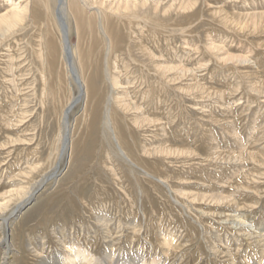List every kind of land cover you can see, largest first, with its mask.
<instances>
[{
    "label": "rangeland",
    "instance_id": "1",
    "mask_svg": "<svg viewBox=\"0 0 264 264\" xmlns=\"http://www.w3.org/2000/svg\"><path fill=\"white\" fill-rule=\"evenodd\" d=\"M83 1L91 11H101V19L120 26L122 43L106 61L114 101L120 102L114 114L124 118L132 148L123 128L113 125L122 157L97 107L91 102L86 108L82 75V96L66 72L62 83L59 77L40 76L43 28L35 20L38 5L29 1L21 21L0 31V218L9 214L19 192L56 171L19 203L5 234L0 224V238L12 245L9 263L61 259L68 252L59 240L70 236L72 245L98 264H140L138 255L155 256L163 264H264V0H137L126 8L118 0ZM5 2L0 0V14ZM16 2L23 6L28 0ZM65 25L78 63L79 47L93 45L80 40L71 15ZM230 55L243 57L232 60ZM169 65L186 75L161 71ZM100 67H95L99 77L94 82L102 93L109 82ZM66 99L75 101L69 106V137L62 152ZM180 147L186 154L172 151ZM166 234L174 237L167 238L173 246L159 239ZM4 249L1 242L0 257Z\"/></svg>",
    "mask_w": 264,
    "mask_h": 264
},
{
    "label": "bare ground",
    "instance_id": "2",
    "mask_svg": "<svg viewBox=\"0 0 264 264\" xmlns=\"http://www.w3.org/2000/svg\"><path fill=\"white\" fill-rule=\"evenodd\" d=\"M17 1V0H16ZM13 2V0H6V2H5V7H4V12H2L1 14H0V31H4V30H8V29H10V28H12V27H14L16 24H18V22L19 21H21V19H22V17H23V15L24 14H26V11H28L29 10V7H28V3H29V1H31L33 4H37L38 5V7H39V12H37L38 13V15H36V18H35V20L37 21V19L39 20L37 23H39L41 26L40 27H42L43 28V33H42V35H41V37H40V39H41V48H39V46H38V48H39V52H41L42 53V55H41V57H43L44 58V64H43V66H44V72L40 75L41 77H43V78H48L49 76H51V77H59V79H60V82L62 83V76L64 75V73L66 72V74H68V78L71 80V81H73V82H75V84L77 85V88L79 89V92H80V95L82 96L83 95V91H86V87H85V90H84V86H83V84H82V80H81V75L83 76V79L85 80V83H86V85H87V87H88V92H87V95H85V96H87V98H85V103H86V108H87V106L88 105H90L91 104V102H92V105L94 106V107H97V111H98V115L97 116H99L100 117V119L101 120H99V121H101L102 123H103V125L110 131V132H113L111 135H113L114 136V138H113V141L115 142V145H116V147L118 148V150H117V152L119 151V153L122 155V157L123 156H125V154H124V151L122 150V147L120 148L119 147V143H118V141H117V138H116V136L114 135V129H113V125L114 126H116L117 125V127L119 128V126L120 127H122L123 128V130H124V133H125V135H126V142H127V145L129 146V147H131L132 148V144L130 143V141H132V139L129 137V132H128V126H126L125 125V121L124 122H122V120L124 119L122 116V120H120V118L117 116V115H115L114 114V110L116 109V108H118V106H117V104L118 103H120V102H118V103H116L114 100H116L115 99V97H113L114 95H113V89H115L114 88V82L111 80V76H109V75H111V74H109V73H111V72H109V70L107 69V61L106 60H108L107 59V55L113 50V49H116V48H118V45H119V43L121 42V33H120V30H119V27L120 26H116L115 24L114 25H112L109 21H108V18L106 17L105 18V21L103 20V19H101V16H103V14H102V12L101 11H99L98 9L96 10V11H91V9H89V7L87 6V4L86 3H84V1L83 0H28V2L25 4V5H21V3H19V2ZM118 1H120L119 2V4H123L124 5V7L126 8V7H128L129 5H131V3L132 4H135V2L137 1V0H118ZM147 1H150V0H143L142 2H144L145 4H147ZM190 1V0H189ZM188 2V1H187ZM31 3V4H32ZM186 3V2H185ZM156 4V3H155ZM189 3H187V4H183L185 7H187L186 5H188ZM144 5V4H143ZM178 5V4H177ZM31 6V5H30ZM120 7V6H119ZM188 8V7H187ZM38 10V9H37ZM110 13V15L111 16H115V13H113V11H111V12H109ZM71 15V17L74 19V21H75V24H76V27H77V30H79L78 31V33L80 34V36H78L79 38H80V40H82L83 41V44H84V42L85 41H90L91 43H92V45L93 46H91V47H89V48H81V47H79L80 48V50L78 49V52H79V58H78V63L76 64L75 63V61L73 60L74 58H73V55H71V51L69 50V46H68V44H67V38H66V28H65V22H66V19H67V17H68V15ZM249 15V14H248ZM29 16H30V14H29ZM33 16V15H32ZM262 17H264V16H262ZM89 18V19H88ZM116 19V18H115ZM32 23V22H31ZM121 23H122V21H121ZM126 23H127V21H126ZM33 24V23H32ZM39 24H37V25H39ZM53 24H54V27H56L57 29L56 30H58V32H59V36H57V32L56 31H54V27H53ZM129 24H130V22H129ZM243 24V23H242ZM126 25V24H125ZM134 25V24H133ZM239 25H240V23H239ZM143 26V25H142ZM183 27V26H182ZM243 27H244V25H243ZM41 28V29H42ZM220 30V29H219ZM41 31V30H40ZM222 31V30H221ZM94 32H96V35L94 34V35H91V34H93ZM216 32V31H215ZM214 32V33H215ZM220 32V31H219ZM40 33V32H39ZM124 33H125V31H124ZM127 33V32H126ZM217 34V33H216ZM127 35V34H126ZM215 36H217V35H215ZM214 36V37H215ZM77 37V38H78ZM125 37V36H124ZM123 37V38H124ZM213 36H212V38H214ZM127 38V37H126ZM197 38V37H196ZM217 38V37H216ZM79 40V41H80ZM216 40V39H215ZM215 42V41H214ZM81 43V42H80ZM122 43V42H121ZM139 43V42H138ZM144 43V42H143ZM142 43V44H143ZM213 44V43H212ZM217 44V43H216ZM127 45V44H126ZM126 45H124L125 47H126ZM139 45H141V44H139ZM143 45H145V44H143ZM143 45H141V47L143 46ZM211 45V44H210ZM214 45H215V43H214ZM68 46V47H67ZM88 46V45H87ZM213 46V45H212ZM219 46V45H218ZM197 47V46H196ZM217 47V46H216ZM215 46H213V47H211V48H213L214 50H215V48H216ZM122 48H124V47H122ZM121 48V49H122ZM127 48V47H126ZM210 48V50H212ZM217 48H219V47H217ZM148 49V48H147ZM217 50V49H216ZM126 51H127V49H126ZM147 51H149V50H147ZM147 51H144V52H147ZM123 52V51H122ZM143 52V53H144ZM230 53V52H229ZM241 57H243L242 55H240ZM78 57V56H77ZM94 57H99L98 58V60L97 61H95V62H92L91 60L94 58ZM241 57H239V55H238V57L236 56V57H231V55L229 56V59L231 58L232 60H234V59H241ZM112 59H113V57H112ZM115 60H116V57H115ZM111 61V60H110ZM225 61V60H224ZM228 61V60H227ZM242 61V60H241ZM116 63V62H115ZM111 64V63H110ZM164 64V63H163ZM97 65H100L101 67L100 68H104V71H103V76H104V78H105V80L106 81H108L109 82V90L108 91H106V92H104V89H103V92L102 93H100L99 92V90H98V88L95 86V82H94V79H95V77H96V74H97V71H96V69H95V67L97 66ZM156 65V64H155ZM221 65V64H220ZM111 66H113V64L111 65ZM160 66V65H159ZM170 66H173V65H169V66H167L166 68L165 67H163L162 66V70L161 71H163L164 73H167V72H170V71H173V70H177V71H179L180 73H185V75H186V70H182L183 68H181V67H178L179 69H177V68H175V67H177V66H174V67H170ZM217 66V65H216ZM56 67H58V68H56ZM63 67V68H62ZM56 68V69H55ZM114 68H115V65H114ZM159 68V67H158ZM157 68V69H158ZM219 68H221V67H219ZM218 68V69H219ZM156 70V69H155ZM188 70V69H187ZM199 70V69H198ZM217 70V69H216ZM222 70V69H221ZM224 70V69H223ZM245 70V69H244ZM220 71V70H219ZM217 72V71H216ZM160 73V72H159ZM179 73V74H180ZM100 74H101V72H100ZM153 74H155V73H153ZM98 75V74H97ZM163 74H161V76H162ZM213 75V74H212ZM103 76H101V78L103 77ZM179 76V75H178ZM181 76V75H180ZM215 76V75H214ZM50 77V78H51ZM66 77V76H65ZM98 77H99V75H98ZM112 77H114V76H112ZM116 77V76H115ZM157 77H158V75H157ZM165 77H168V76H165ZM170 77V76H169ZM168 77V78H169ZM240 77V76H239ZM42 78V79H43ZM49 78V79H50ZM164 78V77H163ZM167 78V79H168ZM171 78V77H170ZM169 78V79H170ZM67 78H65L64 80H66ZM116 79V78H115ZM168 79V80H169ZM235 79V78H234ZM43 80H46V79H43ZM54 80V79H53ZM55 80H57V83L59 84L60 82H58V79L56 78ZM54 80V81H55ZM68 80V79H67ZM101 80V79H100ZM171 80V79H170ZM172 81V80H171ZM44 82V81H43ZM42 82V83H43ZM46 82H48V80L46 81ZM46 82H44L43 84H44V86L42 85V87H43V89L42 90H44V88H45V86H46ZM50 82V81H49ZM103 82V81H102ZM64 83V82H63ZM167 83H170V82H167ZM49 84V83H48ZM47 84V85H48ZM56 84V83H55ZM55 84H53V85H55ZM164 84H166V83H164ZM118 85V84H117ZM131 85V84H130ZM167 85V84H166ZM49 86H51V84H49ZM100 86H101V84H100ZM165 86V85H164ZM241 86V85H240ZM57 87V86H56ZM150 87V86H149ZM162 87H163V85H162ZM166 87H168V86H166ZM59 88V87H58ZM57 88V89H58ZM61 88V87H60ZM118 88V87H117ZM47 89V88H46ZM49 90L51 89V88H48ZM54 89V88H53ZM57 89L55 88V91H56V93L54 94H52V93H50V91H49V93L52 95L50 98H52L51 100H53L52 101V103L53 104H56L55 103V100H57L58 98H57ZM164 89V88H163ZM167 89V88H166ZM61 89H59V91H60ZM106 90H107V88H106ZM148 91H149V89H147ZM252 90V89H251ZM256 90V89H255ZM124 91V90H123ZM154 91V90H153ZM181 91V90H180ZM45 91H43L42 93H44ZM61 92V95H62V91H60ZM138 92V91H137ZM254 92V91H253ZM8 93V92H7ZM45 93H48V91L47 92H45ZM44 93V94H45ZM48 93V94H49ZM86 93V92H85ZM146 93V92H145ZM49 94V95H50ZM124 94V93H123ZM142 95L144 94V92L143 93H141ZM147 94V93H146ZM48 95V96H49ZM118 95H120V94H118ZM151 96H152V94H150ZM62 96H64V95H62ZM145 96V95H144ZM150 96V97H151ZM78 97V96H77ZM125 97V96H124ZM123 97V98H124ZM146 97V96H145ZM64 99H65V97H63ZM72 98V97H71ZM123 98H122V100H123ZM137 98V97H136ZM148 98V97H147ZM59 99H60V96H59ZM121 99V98H120ZM142 99V98H141ZM143 99H144V97H143ZM146 99V98H145ZM67 100V99H66ZM71 100V99H70ZM70 100L68 99L67 101H65V103L63 104V111H62V115H61V119H63V128L65 129V127H66V131H65V133L63 134V132H62V134L64 135L63 137H61L62 139H61V144H62V146H61V151L63 152L65 149H66V147H67V141H68V137H69V129L67 128V125H65V122H66V124H67V116H68V110H69V106H70V104L73 102V101H75V99H73L71 102H70ZM119 100V99H118ZM58 101H60V100H58ZM64 101V100H63ZM121 101V100H120ZM140 101V100H139ZM115 102V103H114ZM138 102V101H137ZM136 102V103H137ZM142 102H143V100H142ZM59 103V102H58ZM62 103V102H61ZM114 103V104H113ZM123 103H125L124 101H123ZM126 103H128V101L126 102ZM135 103V104H136ZM140 103V102H139ZM152 103V102H151ZM129 104V103H128ZM58 105V104H57ZM119 105V104H118ZM122 105V104H121ZM124 106H125V104H123ZM60 106V105H59ZM123 106V107H124ZM129 106V105H128ZM127 105H126V107H128ZM142 106V105H141ZM71 107V106H70ZM116 107V108H115ZM130 107H132V106H130ZM85 108V109H86ZM125 108V107H124ZM140 108V107H139ZM126 109V108H125ZM130 109H132V108H130ZM136 109H137V106H136ZM205 109V108H204ZM119 110V109H118ZM121 110V109H120ZM96 111V110H95ZM94 111V112H95ZM84 113V112H83ZM121 112L119 111V113L118 114H120ZM88 115V114H87ZM113 115H115V117L113 116ZM96 116V115H95ZM82 117H84V116H82ZM98 118V117H97ZM145 118V117H144ZM148 118V117H147ZM147 118H145V119H147ZM86 119V118H85ZM93 120V119H92ZM127 120V119H126ZM148 120V119H147ZM147 120H145V121H147ZM20 121V120H19ZM90 121H91V119H90ZM151 121V120H150ZM128 122V121H127ZM92 123V122H91ZM129 123V122H128ZM87 123L85 122V125H86ZM89 124V123H88ZM95 125H96V123H94ZM130 124V123H129ZM119 125V126H118ZM133 125H135L134 123H133ZM61 126V125H60ZM88 126V125H87ZM97 126H98V123H97ZM123 126H125V127H123ZM217 126V125H216ZM220 126V125H219ZM69 127V126H68ZM89 127V126H88ZM95 127V126H94ZM93 127V128H94ZM130 127V126H129ZM98 128H99V126H98ZM101 128V127H100ZM106 128H105V131H106ZM116 128V127H115ZM135 128V127H134ZM159 128V127H158ZM86 129H87V127H86ZM203 129V128H202ZM94 130V129H93ZM103 130H104V128H103ZM117 130V129H116ZM115 130V131H116ZM89 131V130H88ZM102 131V130H101ZM100 131V132H101ZM133 131H135V130H133ZM108 132V131H107ZM230 132V131H229ZM104 133V132H103ZM119 133V132H118ZM124 133H122V134H124ZM231 133H233V132H231ZM230 133V134H231ZM91 134V132H89V134H88V136ZM235 134V133H234ZM82 135H83V132H82ZM81 135V138H84V136H82ZM100 135H101V133H100ZM103 135H105V134H103ZM109 135V134H108ZM121 135V134H120ZM132 135V134H131ZM87 136V137H88ZM107 136V135H106ZM233 136H236V135H233ZM99 137V136H98ZM109 138V137H108ZM107 139V138H106ZM112 139V138H111ZM120 139H121V136H120ZM98 140V139H97ZM96 140V141H97ZM130 140V141H129ZM135 140V139H134ZM146 140V139H145ZM235 140V139H234ZM257 141V140H256ZM5 142V141H4ZM25 142V141H24ZM112 142V141H111ZM120 142H122L121 140H120ZM124 142V141H123ZM113 143V142H112ZM256 143V142H255ZM105 144V143H104ZM125 144V143H124ZM153 144V143H152ZM97 145V144H96ZM82 146V145H81ZM128 147V148H129ZM155 147V146H154ZM159 147V146H158ZM162 147V146H161ZM185 147V146H184ZM183 147V148H184ZM94 148H96V147H94ZM126 148V147H125ZM134 148V147H133ZM181 148V147H180ZM189 148V147H188ZM83 149V148H82ZM137 149V148H136ZM147 149V148H146ZM164 149V148H163ZM163 149H162V151H163ZM170 148H167V150H169ZM187 149V148H186ZM134 151H135V149H133ZM149 150V149H148ZM147 150V151H148ZM154 150H156V149H154ZM160 150V149H159ZM191 150V149H190ZM189 150V151H190ZM210 150V149H209ZM138 151V150H137ZM145 151V150H144ZM164 151H166V150H164ZM172 151L174 152V153H179V154H181V153H185L186 154V150H182V148L181 149H172ZM192 152H194V150H191ZM141 152V151H140ZM143 152V151H142ZM148 152H150V151H148ZM156 152V151H155ZM166 152H168V151H166ZM170 152V151H169ZM191 152V153H192ZM130 153V152H129ZM145 153V152H144ZM151 153V152H150ZM152 153H153V149H152ZM156 153H159L158 151L156 152ZM165 153V152H164ZM172 153V152H171ZM189 153V152H188ZM62 154V153H61ZM135 154V153H134ZM190 154V153H189ZM133 155V154H132ZM140 155V159H142V157H141V154H138V156ZM143 155V154H142ZM145 155V154H144ZM147 155V154H146ZM191 155V154H190ZM120 157V156H119ZM148 157H150V156H148L147 155V158H146V156H145V160L146 159H148ZM139 158V157H138ZM136 159V158H135ZM129 160V159H128ZM137 160V159H136ZM139 160V159H138ZM130 161V160H129ZM142 161H144V160H142ZM149 161H150V158H149ZM152 162V161H151ZM141 163V162H140ZM145 163V162H144ZM149 164V163H148ZM152 164V163H151ZM146 166V165H145ZM150 167V166H149ZM152 168V167H151ZM154 169V168H153ZM55 171H56V168H54V169H52V171L50 172V174L49 175H45L43 178H46V180H48L49 178H51V177H53L54 175H55ZM155 172V171H154ZM156 173V172H155ZM149 175V174H148ZM259 176V175H258ZM151 177V176H150ZM43 178H41L40 180H39V182H36L35 184H33L32 185V187H30L29 189H24L25 191H22V192H19L18 194H17V198L16 199H18V201L16 200V203L14 204V206L12 207V209L10 210V212H9V214L8 215H6V216H4V217H1L0 219H1V228L3 229L2 230V232H3V234H5L6 233V230H7V228L10 226L9 224V222H10V220L12 219V217H11V215L16 211V208H17V206L19 205V203H21V201L26 197V196H31V194L33 193V191L35 190V188L38 186V185H40V183L41 182H43L42 180H45V179H43ZM48 178V179H47ZM148 179H149V177H148ZM156 179H157V177H156ZM86 180V179H85ZM146 180V179H145ZM87 181V180H86ZM78 182V181H77ZM85 183V182H84ZM163 183V182H162ZM82 186V185H81ZM145 190V189H144ZM80 191H81V189H80ZM77 192H79V191H77ZM145 192V191H144ZM76 193V192H75ZM183 192H181V194H182ZM71 194V193H70ZM73 194V193H72ZM71 194V195H72ZM79 194H82V192L80 193L79 192ZM77 195V194H76ZM110 196H111V194H109ZM145 195V194H144ZM74 196V195H73ZM75 197V196H74ZM81 197V196H80ZM146 197V196H145ZM27 198V197H26ZM25 198V199H26ZM66 198H67V196H66ZM65 198V199H66ZM71 199H73L72 197H70ZM69 198V199H70ZM97 199H99V198H97ZM100 199H101V197H100ZM99 199V200H100ZM150 199V198H149ZM203 199V198H202ZM75 200H76V198H75ZM81 201H84V200H81ZM81 201H79V202H81ZM153 201V200H152ZM11 202V201H10ZM69 203H70V201H68ZM78 202V201H77ZM2 203V202H1ZM6 203H8V202H6ZM65 203H67V201H65ZM64 203V204H65ZM68 203V205H71V204H69ZM85 205H86V203H84ZM6 205V204H5ZM83 205V204H82ZM0 206L2 207V204H0ZM84 206V205H83ZM5 207V206H4ZM74 207V206H73ZM76 207V206H75ZM74 207V208H75ZM69 208H71V206H69ZM82 208V207H81ZM80 208V209H81ZM4 210V209H3ZM70 210V209H69ZM79 210H77V212H78ZM81 211V210H80ZM82 211H83V209H82ZM3 212V211H2ZM76 212V213H77ZM85 213V212H84ZM0 214H1V212H0ZM90 214H91V212H90ZM100 216V215H99ZM104 216V215H103ZM102 216V217H103ZM77 217V216H76ZM88 218V217H87ZM104 218V217H103ZM99 219V218H98ZM108 219V218H107ZM186 219V218H185ZM241 220H243V219H241ZM47 221V220H46ZM105 221V220H104ZM107 221V220H106ZM111 221V220H110ZM48 222V221H47ZM123 222V221H122ZM240 222V221H239ZM244 222V221H243ZM62 223V222H61ZM95 223V222H94ZM109 223V222H108ZM107 223V224H108ZM118 223V222H117ZM59 224V223H58ZM106 224V225H107ZM136 224V223H135ZM103 226L105 225V224H102ZM120 225V224H119ZM125 225V224H124ZM55 226H57V225H55ZM95 226H96V224H95ZM127 226V225H126ZM125 226V227H126ZM137 226V225H136ZM237 226V225H236ZM60 227V226H59ZM63 227V226H62ZM110 227V229H111V225L109 226ZM113 227V226H112ZM120 227H122V226H120ZM124 227V228H125ZM134 227V226H133ZM252 227V226H251ZM54 228V227H53ZM134 228H136V227H134ZM140 228V227H139ZM238 228V227H237ZM242 228V227H241ZM247 228V227H246ZM64 229V228H63ZM96 229V228H95ZM99 229V228H98ZM107 229V228H106ZM106 229H103V231L104 230H106ZM117 229V228H116ZM115 229V230H116ZM127 229V228H126ZM55 230V228L53 229V231ZM58 230V229H57ZM59 230H61V229H59ZM94 230V229H93ZM102 230V229H101ZM64 231V230H63ZM81 231V230H80ZM106 231H108V230H106ZM111 231V230H110ZM142 231V230H141ZM237 231V230H236ZM253 231H256V230H253ZM52 232V231H51ZM60 232H62V230L60 231ZM94 232H96V231H94ZM114 232V231H113ZM121 232V231H120ZM137 232H139V230H136L135 231V233H137ZM144 232V231H143ZM205 232V231H204ZM247 232V231H246ZM64 233V232H63ZM106 233V232H105ZM104 233V234H105ZM119 233V232H118ZM241 233H244V232H241ZM240 233V234H241ZM256 233V232H255ZM254 233V234H255ZM259 233H261L260 231H259ZM45 234V233H44ZM52 234H54V233H52ZM51 234V235H52ZM56 234V233H55ZM65 234V233H64ZM97 234V233H96ZM101 234V233H100ZM109 234V233H108ZM134 234V233H133ZM138 234V233H137ZM246 234V233H245ZM264 234V233H263ZM39 235V234H38ZM43 235V234H42ZM57 235V234H56ZM63 235V234H62ZM69 235V234H68ZM67 235V236H68ZM91 235V234H90ZM90 235H89V237H90ZM161 235V234H160ZM167 236H164V237H162L161 236V238H159L161 241H162V244L163 245H170L171 246V242L172 241H168L167 240V238L169 239V237H170V239L169 240H172L174 237L172 236V234L170 235V234H166ZM253 235V234H252ZM256 235V234H255ZM36 236V235H35ZM72 236V235H71ZM105 236H106V234H105ZM113 236H115V235H113ZM158 236V235H157ZM237 236H238V234H237ZM254 236V235H253ZM260 236V235H259ZM57 237V236H56ZM55 237V238H56ZM58 237H59V235H58ZM62 237V236H61ZM70 237V236H69ZM69 237H65V238H63V239H61V240H59L60 242V244H62V246H64L65 247V250L68 252L63 258H61V259H59L58 258V255H56V256H54L55 258H52V256L51 257H45L43 260H39V261H37L38 262V264H98L97 262L99 261V260H96V259H94L89 253H87L85 250H82V249H80L79 247H77V246H73L72 245V243H71V240L70 239H68ZM103 237V236H102ZM110 237H111V235H110ZM240 237V236H239ZM243 237V236H242ZM249 237H251V236H249ZM264 237V236H263ZM33 238V237H32ZM44 237H42V238H40V239H43ZM91 238V237H90ZM108 239L109 240V236H107V237H105L104 239ZM93 239V238H92ZM98 239V238H97ZM101 239V238H100ZM117 239V238H116ZM115 239V240H116ZM34 240V239H33ZM70 240V241H69ZM99 240V239H98ZM107 240V241H108ZM111 240L112 239H110L109 241H110V243H111ZM251 240V239H250ZM45 241V240H44ZM58 241V240H57ZM256 241V240H255ZM258 241V240H257ZM1 242H3V244H4V254H3V256H1L2 257V260H3V264H11V263H9V261H8V257H9V253H10V251H11V244H9V242L6 240V237H2V238H0V243ZM31 242H34V241H31ZM166 242V243H165ZM249 242V241H248ZM43 243V242H42ZM185 243V242H184ZM39 244V243H38ZM174 244V243H173ZM173 244H172V246H173ZM177 244V243H176ZM175 244V245H176ZM11 245V246H10ZM250 245V244H249ZM260 245V244H259ZM264 245V244H263ZM2 246V245H1ZM36 246V245H35ZM41 246H42V244H41ZM45 247V246H44ZM210 247V246H209ZM43 248V247H42ZM175 248V247H174ZM177 248V247H176ZM252 248V247H251ZM30 249H31V247H30ZM210 249V248H209ZM41 250V249H40ZM2 250H0V252H1ZM263 251V250H262ZM33 254H35V252L36 253H38L36 250H33ZM214 252V251H213ZM212 252V253H213ZM2 253V252H1ZM1 255V254H0ZM36 255V254H35ZM136 255V254H135ZM212 255V254H211ZM212 256H214V255H212ZM0 257V258H1ZM36 257H40V256H38V255H36ZM143 256H141V255H138L137 257H136V259H137V262H140V264H163L162 262H159L157 259H155L154 257L155 256H152L151 258H145V257H143ZM216 257V256H215ZM107 259V258H106ZM232 260V259H231ZM1 261V260H0ZM147 262V263H146ZM237 262V261H236ZM1 264V263H0ZM103 264H105V261H104V263ZM108 264H110V263H108Z\"/></svg>",
    "mask_w": 264,
    "mask_h": 264
},
{
    "label": "water",
    "instance_id": "3",
    "mask_svg": "<svg viewBox=\"0 0 264 264\" xmlns=\"http://www.w3.org/2000/svg\"><path fill=\"white\" fill-rule=\"evenodd\" d=\"M69 111V110H68Z\"/></svg>",
    "mask_w": 264,
    "mask_h": 264
}]
</instances>
